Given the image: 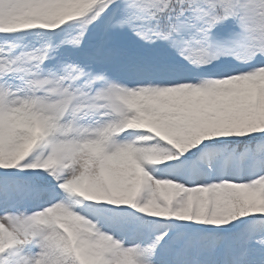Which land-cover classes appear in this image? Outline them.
I'll use <instances>...</instances> for the list:
<instances>
[{
    "label": "snow or ice",
    "instance_id": "snow-or-ice-1",
    "mask_svg": "<svg viewBox=\"0 0 264 264\" xmlns=\"http://www.w3.org/2000/svg\"><path fill=\"white\" fill-rule=\"evenodd\" d=\"M0 264H264V0H0Z\"/></svg>",
    "mask_w": 264,
    "mask_h": 264
}]
</instances>
